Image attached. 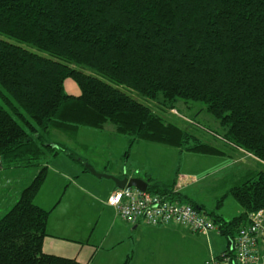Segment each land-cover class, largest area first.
<instances>
[{
    "label": "trees",
    "instance_id": "16d2710c",
    "mask_svg": "<svg viewBox=\"0 0 264 264\" xmlns=\"http://www.w3.org/2000/svg\"><path fill=\"white\" fill-rule=\"evenodd\" d=\"M68 79L79 95L65 92ZM179 101L203 106L222 148L164 119ZM107 124L128 139L124 160L146 142L201 156L226 157L229 148L261 165L242 170L228 190L237 217L208 214L229 241L264 210V0H0V160L37 169L0 218V264H78L42 252L53 209L34 198L59 155L88 172L51 132L76 141L80 129ZM178 170L168 181H146L147 191L203 211L174 192Z\"/></svg>",
    "mask_w": 264,
    "mask_h": 264
},
{
    "label": "rangeland",
    "instance_id": "374dc122",
    "mask_svg": "<svg viewBox=\"0 0 264 264\" xmlns=\"http://www.w3.org/2000/svg\"><path fill=\"white\" fill-rule=\"evenodd\" d=\"M85 73L90 74V71H85ZM64 90L67 94H80L78 86L70 79L65 81ZM125 92L150 107L154 104L139 97L136 93L130 91ZM153 109L159 113V110L157 111L155 107ZM161 114L166 121L183 127L187 132L199 138L201 141L217 148H222V143L211 138L209 130H213L218 134L222 131L215 120L203 110L201 104H193L189 108L183 102L179 101L176 110ZM123 139L125 138L114 134L113 126L109 124L105 125L103 130L80 129L75 142L70 141L59 131H52L49 136V140L53 143L67 144L79 157L86 161L87 165L93 167L98 174H107L105 172H109L108 170L113 166L117 169L126 167L132 171L138 170L139 168L142 172L146 171V168H151L153 177L168 181L167 179L170 180L173 178L171 175L172 165L176 166V168L178 165L182 169L185 166L190 172L196 174L197 178L200 180L203 179L200 183L185 191L188 201L190 200V202L195 204H201L203 206V213H207V215L214 213L226 222L237 217L241 209L235 200L227 194L232 183L229 182L223 184V187H220L218 184L221 178L228 172L234 173V170H240L239 176L243 175L246 170H262L261 165L254 161V159L237 151H232L229 148L224 149L228 153V156L225 158L209 160L210 158L205 156L187 154L183 158V163L182 158L181 160L177 159L176 165L172 160L178 157L177 153L179 152L177 149L146 142H139L134 145L129 156V161L126 164V160L123 159V153L127 145H124L125 142ZM60 159H65V157L63 156ZM222 164L224 165L218 169L221 170L224 167V171L213 173V171L217 170V166H221ZM227 165L231 166V168H226L225 166ZM52 168L55 170L57 166L53 164ZM106 169L107 171H105ZM24 172L28 175L36 171L34 168H27ZM18 173H20V170ZM52 174L54 175L53 172ZM99 181H102V186H100L101 194L106 195L108 190L106 185L110 184L111 180L100 179ZM53 188L56 189L57 194L61 191L65 194L67 190H70V187L68 188L66 184L63 185L62 189L58 185ZM46 190L47 187L44 186L42 193ZM73 192H75L74 189ZM76 193L79 197L78 200L75 202L72 201L70 196L68 197L69 209L64 212V215L69 221L72 219L75 220L79 233L85 237L91 231L93 208L91 201L85 194L79 195L77 191ZM64 199H67V193ZM175 229L177 232H154L149 237H146L149 242V249L145 253L147 257L142 261H137V263L147 264V261H151L152 264H201L202 261H205L209 251L219 252L224 248L227 241L222 235L202 236L191 234L182 226H178ZM210 234H214V232ZM93 241L94 239L91 242L93 243ZM126 261H129V258Z\"/></svg>",
    "mask_w": 264,
    "mask_h": 264
},
{
    "label": "crops",
    "instance_id": "0c3cea01",
    "mask_svg": "<svg viewBox=\"0 0 264 264\" xmlns=\"http://www.w3.org/2000/svg\"><path fill=\"white\" fill-rule=\"evenodd\" d=\"M123 140L125 142L124 145H127L128 139L125 138ZM187 154L191 153H177L178 157L175 160H172L173 163L176 164V161H178L177 159L181 160V158L183 163V158ZM205 157L210 158L209 160L214 158H222L215 156ZM60 158H63V155L57 156L48 165L46 181L44 182L41 191L38 192L34 198V204L36 206L44 210L53 209L47 222V235L42 242V252L44 254L73 259L78 264H123V262L128 258L130 261L129 264H138L137 261H142L147 257V254L145 253L149 249V242L147 241L146 237H149V235L153 234L154 232H177L175 229L178 227L177 225L149 226L141 221L137 223H126L122 221L117 215L115 209L107 204L108 198L117 189L114 182L111 181L110 184L106 185L108 189L107 194L102 195L100 189V186H102V181H99L100 179L94 177L89 171L85 172L79 164L75 162L72 163V161L70 162L68 158ZM128 161L129 158L125 161L126 164ZM53 164L57 166V169L54 170L52 168ZM223 165L224 164L217 166V170L213 171V173L224 171V167L221 170L218 169ZM225 167L228 169L231 168V166L228 165ZM181 169L182 167L179 168L177 175L175 176L176 182L174 189L178 186V192L182 195V197L186 198L187 194L185 195V191L197 185L203 179L200 180L197 178L196 174L190 172V170L185 166L182 170ZM19 170L20 173H18ZM24 170L26 169L15 168L12 166L9 167L5 164L3 169L0 170V218H2L14 206L21 191L31 182L37 173L36 168H34L36 171L35 173L28 175L25 174ZM105 171H107V169ZM108 171L109 172L105 173L115 176L119 179L127 177L140 178L147 182L150 180L153 182L166 181L164 179L161 180L153 177L151 168H146V171L142 172V170L139 168L138 170L132 171L128 170L126 167L117 169L113 166ZM239 172L240 170H234V173L228 172L221 178L218 185L223 187V184H227L229 182L232 183V185L235 184L238 180L237 175ZM175 173L176 166L172 165V177H174ZM64 184H66L68 188L70 187V190L65 192V194L67 193V199H64L65 194H63V191L57 194L56 189L53 188L54 186L58 185L62 189ZM44 186L47 187V190L42 193ZM73 189L75 192H73ZM76 191L79 195L85 194L91 201L93 208L91 231L87 233L85 237L79 233L75 220L72 219L69 221L64 215V212L69 209L68 197L70 196L72 201L75 202L78 200L79 197ZM62 195H64L63 198ZM187 200L188 198H186V201ZM57 202L58 204H56ZM197 205L202 206L201 204ZM53 214L55 215L53 216ZM208 235L220 236L215 232L214 234L209 233ZM92 239H94L93 243L91 242ZM226 247L227 241L222 250H224ZM219 252L209 251L205 261L209 255L218 254ZM205 261H202L201 264H204ZM147 264L152 263L151 261H147Z\"/></svg>",
    "mask_w": 264,
    "mask_h": 264
},
{
    "label": "built area",
    "instance_id": "2783aa9c",
    "mask_svg": "<svg viewBox=\"0 0 264 264\" xmlns=\"http://www.w3.org/2000/svg\"><path fill=\"white\" fill-rule=\"evenodd\" d=\"M3 166L0 160V170ZM174 192H178V186ZM107 204L126 223L141 221L150 226L179 225L191 234L207 236L215 232L221 235L218 225L206 213L188 203L148 191L128 187L117 189ZM204 264H264V210L249 214L247 223L227 241V247L218 254L209 255Z\"/></svg>",
    "mask_w": 264,
    "mask_h": 264
},
{
    "label": "water",
    "instance_id": "95a60500",
    "mask_svg": "<svg viewBox=\"0 0 264 264\" xmlns=\"http://www.w3.org/2000/svg\"><path fill=\"white\" fill-rule=\"evenodd\" d=\"M86 167L88 168V171L96 178L98 179H107L114 182L117 189H123L125 187H134L138 189L141 192H146L148 188V184L146 181L140 179V178H123L119 179L115 176L108 175V174H98L93 167L86 164Z\"/></svg>",
    "mask_w": 264,
    "mask_h": 264
},
{
    "label": "bare ground",
    "instance_id": "6f19581e",
    "mask_svg": "<svg viewBox=\"0 0 264 264\" xmlns=\"http://www.w3.org/2000/svg\"><path fill=\"white\" fill-rule=\"evenodd\" d=\"M126 188V187H125ZM128 188H134V187H128ZM124 189V188H123ZM184 203H186V202H184ZM189 204V203H188ZM191 205V204H190ZM195 208V207H194ZM197 209V208H196ZM198 210V209H197ZM144 223V222H143ZM145 224V223H144ZM147 225V224H146ZM150 226V225H149ZM166 226H170V225H166ZM177 226H179V225H177Z\"/></svg>",
    "mask_w": 264,
    "mask_h": 264
}]
</instances>
